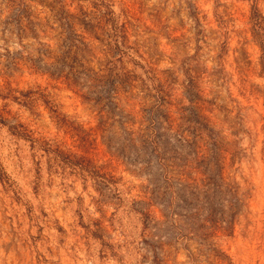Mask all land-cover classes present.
<instances>
[{
	"label": "rangeland",
	"instance_id": "1",
	"mask_svg": "<svg viewBox=\"0 0 264 264\" xmlns=\"http://www.w3.org/2000/svg\"><path fill=\"white\" fill-rule=\"evenodd\" d=\"M24 7L35 36L18 31ZM60 9L85 37L79 58L98 79L87 91L109 90L113 116L45 70ZM122 117L144 140L166 119L190 125L177 163L206 182L214 151L243 195L231 232L203 221H232L230 193L180 202ZM0 264H264V0H0Z\"/></svg>",
	"mask_w": 264,
	"mask_h": 264
},
{
	"label": "trees",
	"instance_id": "2",
	"mask_svg": "<svg viewBox=\"0 0 264 264\" xmlns=\"http://www.w3.org/2000/svg\"><path fill=\"white\" fill-rule=\"evenodd\" d=\"M63 4V3H62ZM64 6V5H63ZM21 11V19H17L16 25L18 27V31L21 33H24L28 31L32 35H37V29L36 26H38L39 22L34 21L33 16L31 13L27 12L26 8L18 9ZM59 22V27L61 31L58 32V37L56 38L57 43L55 44L56 48H53L51 44L44 43L43 46H47L48 48V58H54L55 61L52 62L49 67L45 68L46 72H48L51 76H55L57 79H63L68 85L75 87V88H81L82 90H88L89 89V82L91 83L92 80L97 81L96 78V72H94L93 69L86 68L84 66V62L82 59L79 58V54H83L85 50H88L87 44L85 42V37L78 34L75 29V20L78 21V19L74 20V16L71 13L66 12L65 10H59L57 12ZM109 15V18L107 20H113V12L109 11L107 12ZM25 15L26 22H22V16ZM83 18L79 19V24L82 25L84 32H88L89 34L93 35L95 39L99 40V38L96 36V28L97 25H93L92 23L85 20L86 13L83 14ZM261 18H263L260 15ZM115 29H118L117 26H115ZM103 30V29H102ZM43 32V31H42ZM116 36V35H115ZM103 42L102 40H100ZM42 45V43H40ZM116 49L117 51H120L119 45L116 43ZM58 52V54H56ZM60 53V54H59ZM83 56V55H82ZM84 75V77H81ZM101 79H103V76H99ZM87 79V82H83ZM100 81V80H99ZM127 79L121 80V83H119L122 87L127 85ZM113 85V83H110ZM113 91V90H112ZM91 93L87 91L86 96L83 95L84 99L87 101H93L94 103L103 102L101 111H105L112 116L114 115L113 110L116 107H113L112 98L113 96L110 95L109 90L105 92L103 97H95L91 98ZM162 106V105H160ZM167 117V116H166ZM124 117L119 119L118 125H120L121 131L125 132L129 135V138L124 136L125 141L128 143H134L140 139L141 146H144L145 143L151 142L154 146V151L157 157V162L160 167V170L163 172L162 179L166 183L168 188L172 187V184L177 183L179 186V192H174L177 199L185 203L188 206L192 205V201L197 199V195L202 194L203 197L206 199L209 190L212 189L215 192H218L220 194H226L230 193L232 197L233 204L231 205L233 208L232 213L229 215L230 218L233 217L232 221L227 219H223L221 223L219 221H212L211 219L208 220L205 218L203 221L206 223L209 222H215L211 223V228L214 227V231H219L223 233L231 232V229L233 227V221L234 217L236 215V212H239L241 210V207H243V198L242 193L240 191V187L237 185V183L230 184L228 183L223 175H222V169L221 166L219 168L220 161L215 157L214 151L211 150L212 153L210 160L209 158H204L205 156H201V162L203 161H210L211 164L218 167L219 173L216 175H211L210 173H204L206 182L204 180L198 181L197 178H192L187 172L186 169H188L189 161H185L187 163H184L183 165H178L177 162H182L185 158L182 156V153L179 152L180 149H182L185 146H190V142L186 139L185 133L188 132L190 125H185V123H181V125L174 126L172 122H170L168 119H166V122L168 123L167 127H161V130H164V133H161L158 129L155 130V128H151L150 135L147 134L146 140H144V136H138L140 134H136L135 131L127 129L126 124L123 120ZM182 121H187L184 118H181ZM159 122V121H158ZM196 122V121H195ZM200 123V130H205L209 132V137L212 133V131L209 129L207 123ZM155 125V121H153V126ZM107 132L110 130L108 128L104 129ZM110 133V131H109ZM148 141V142H146ZM178 144V146L175 145ZM163 145L164 147H159V145ZM215 146V143H213ZM198 155L195 157V161L197 160ZM187 160V159H186ZM82 166V165H80ZM82 168V167H81ZM85 170V168H82ZM93 172V171H92ZM95 176H99L97 172L95 171ZM100 177V176H99ZM102 178V176H101ZM217 178V179H216ZM105 181H108L105 177L102 178ZM160 195V194H159ZM161 196V195H160ZM209 198V197H208ZM169 204V203H168ZM167 206V205H165ZM167 208L172 209V206L169 204ZM174 213V210L172 211ZM186 219L193 222L194 227H198L199 229H205V223L204 224H198L197 221V214L194 211V209H190V211L187 214H182ZM197 222V223H196ZM198 224V225H197Z\"/></svg>",
	"mask_w": 264,
	"mask_h": 264
}]
</instances>
